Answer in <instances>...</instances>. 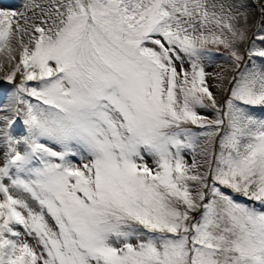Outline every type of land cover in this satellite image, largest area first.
<instances>
[{
    "label": "snow or ice",
    "instance_id": "obj_1",
    "mask_svg": "<svg viewBox=\"0 0 264 264\" xmlns=\"http://www.w3.org/2000/svg\"><path fill=\"white\" fill-rule=\"evenodd\" d=\"M260 3L0 7V264H264Z\"/></svg>",
    "mask_w": 264,
    "mask_h": 264
},
{
    "label": "rangeland",
    "instance_id": "obj_2",
    "mask_svg": "<svg viewBox=\"0 0 264 264\" xmlns=\"http://www.w3.org/2000/svg\"><path fill=\"white\" fill-rule=\"evenodd\" d=\"M23 2L24 0H9L10 4H7V0H0V7L7 8L9 10H18L22 7ZM249 4L252 11L255 13L253 19L258 21L260 19V13H259V9L261 7L260 0H249ZM37 14H38V10H37ZM29 15L31 16V13H29ZM37 22L39 21L37 20ZM222 66L227 67L228 62L224 57H218L216 62L206 67V71L210 74H215L220 71ZM5 69H7L6 61H5ZM3 75L4 72H0V78H2ZM0 83H2V80H0ZM208 83L210 85V90L213 91V93H217V88L215 87L217 81L214 80L212 76L209 77ZM204 114H208V113H204ZM255 115H257L258 117H264V109H257ZM186 159L188 160L189 163H191V156H186ZM197 159H199V157H197Z\"/></svg>",
    "mask_w": 264,
    "mask_h": 264
},
{
    "label": "bare ground",
    "instance_id": "obj_3",
    "mask_svg": "<svg viewBox=\"0 0 264 264\" xmlns=\"http://www.w3.org/2000/svg\"><path fill=\"white\" fill-rule=\"evenodd\" d=\"M41 2H42V0H41ZM7 4H10V3H9V0H7ZM18 10H22V7H21L20 9H18Z\"/></svg>",
    "mask_w": 264,
    "mask_h": 264
}]
</instances>
